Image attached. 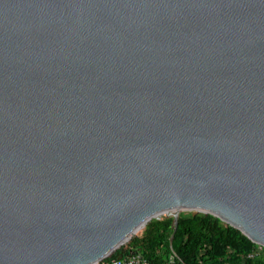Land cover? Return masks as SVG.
Returning a JSON list of instances; mask_svg holds the SVG:
<instances>
[{"label": "water", "instance_id": "95a60500", "mask_svg": "<svg viewBox=\"0 0 264 264\" xmlns=\"http://www.w3.org/2000/svg\"><path fill=\"white\" fill-rule=\"evenodd\" d=\"M183 211L264 246V0H0V264Z\"/></svg>", "mask_w": 264, "mask_h": 264}, {"label": "trees", "instance_id": "16d2710c", "mask_svg": "<svg viewBox=\"0 0 264 264\" xmlns=\"http://www.w3.org/2000/svg\"><path fill=\"white\" fill-rule=\"evenodd\" d=\"M174 218L164 216L151 220L127 244L117 249L109 258H125L139 250L152 264H163L157 252L166 250L174 255L175 264H202L201 259H218L226 250L243 254L251 250L253 242L237 229L217 217L186 211L181 212L173 246ZM204 254V255H203ZM246 264H264L247 260Z\"/></svg>", "mask_w": 264, "mask_h": 264}, {"label": "rangeland", "instance_id": "374dc122", "mask_svg": "<svg viewBox=\"0 0 264 264\" xmlns=\"http://www.w3.org/2000/svg\"><path fill=\"white\" fill-rule=\"evenodd\" d=\"M186 212L189 213L192 211H186ZM132 253L142 254V252L139 250H134ZM157 255L161 257L163 264H175L174 255L167 252L166 250L157 252ZM247 260H253L254 262L257 263H261V262L264 263V246L253 242V246L251 250L246 253L238 254L233 250L228 249L224 252L223 256L218 259L203 257L201 259V263L202 264H246Z\"/></svg>", "mask_w": 264, "mask_h": 264}, {"label": "built area", "instance_id": "2783aa9c", "mask_svg": "<svg viewBox=\"0 0 264 264\" xmlns=\"http://www.w3.org/2000/svg\"><path fill=\"white\" fill-rule=\"evenodd\" d=\"M95 264H152L142 254L132 253L131 255L121 259L106 258Z\"/></svg>", "mask_w": 264, "mask_h": 264}]
</instances>
